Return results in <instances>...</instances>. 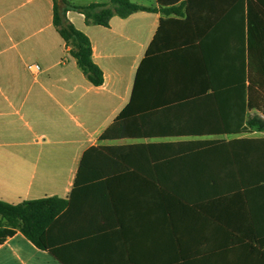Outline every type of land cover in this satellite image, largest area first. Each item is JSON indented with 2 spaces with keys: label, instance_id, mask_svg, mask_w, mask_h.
Returning <instances> with one entry per match:
<instances>
[{
  "label": "crops",
  "instance_id": "0c3cea01",
  "mask_svg": "<svg viewBox=\"0 0 264 264\" xmlns=\"http://www.w3.org/2000/svg\"><path fill=\"white\" fill-rule=\"evenodd\" d=\"M131 1L156 10L108 26L67 13L103 71L95 86L54 25V0H0V201H69L49 229L54 252L17 230L0 244V264H264V183H212L190 145L264 131L192 133L205 118L156 83L220 73L238 47L240 0ZM93 147L103 155L77 179ZM213 185L230 189L208 194L221 190Z\"/></svg>",
  "mask_w": 264,
  "mask_h": 264
},
{
  "label": "trees",
  "instance_id": "16d2710c",
  "mask_svg": "<svg viewBox=\"0 0 264 264\" xmlns=\"http://www.w3.org/2000/svg\"><path fill=\"white\" fill-rule=\"evenodd\" d=\"M54 1V25L78 66L95 86L104 83L103 71L93 61L90 39L69 21L67 13L74 11L85 15L88 25L108 26L114 16L126 18L139 11L156 10L131 0H111L88 6H77L69 0ZM240 3L238 47L231 60L228 56H221L224 67L220 73L181 74L176 71L157 79L158 90L167 89L174 98L184 99L191 115L205 118L204 123L193 124L196 128L192 133L264 131V119L258 114L249 115L250 111H258L264 116V0H240ZM108 134L105 133L103 138H107ZM190 145L198 149L195 157L207 165L204 170L207 172L201 173L206 174L212 183L219 177L233 179L236 182L231 189L234 190L264 183V140L198 141ZM102 155V149L98 147L87 151L77 179L82 178L84 164L100 159ZM212 189L221 190L207 193H226L225 189L230 187L213 185ZM68 206L69 201L57 197L17 205L0 201V243L20 230L39 249L54 252L48 241L49 229Z\"/></svg>",
  "mask_w": 264,
  "mask_h": 264
},
{
  "label": "built area",
  "instance_id": "2783aa9c",
  "mask_svg": "<svg viewBox=\"0 0 264 264\" xmlns=\"http://www.w3.org/2000/svg\"><path fill=\"white\" fill-rule=\"evenodd\" d=\"M30 67H31V68H32V67H35L36 69H39V67H38V66H36V65H35V66H30ZM0 244H1V243H0Z\"/></svg>",
  "mask_w": 264,
  "mask_h": 264
}]
</instances>
